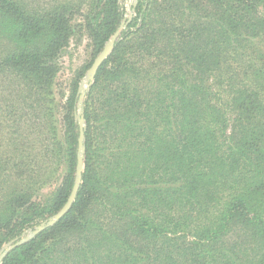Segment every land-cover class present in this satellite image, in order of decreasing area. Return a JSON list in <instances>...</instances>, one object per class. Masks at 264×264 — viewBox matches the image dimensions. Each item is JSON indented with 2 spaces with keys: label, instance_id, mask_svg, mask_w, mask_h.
<instances>
[{
  "label": "trees",
  "instance_id": "trees-1",
  "mask_svg": "<svg viewBox=\"0 0 264 264\" xmlns=\"http://www.w3.org/2000/svg\"><path fill=\"white\" fill-rule=\"evenodd\" d=\"M85 6L96 56L120 34L84 101L80 189L61 220L21 243L73 190L81 77L65 102L67 169L53 200L33 202L45 155L19 159L11 139L0 154V264H264V0H141L131 21L120 0H0L1 127L30 115L22 102L46 117Z\"/></svg>",
  "mask_w": 264,
  "mask_h": 264
},
{
  "label": "rangeland",
  "instance_id": "rangeland-1",
  "mask_svg": "<svg viewBox=\"0 0 264 264\" xmlns=\"http://www.w3.org/2000/svg\"><path fill=\"white\" fill-rule=\"evenodd\" d=\"M139 1L141 0H120L125 12V17L128 20L131 21L136 17V13L133 8ZM83 10V17L78 15L73 21L76 32L72 40L70 41V44L60 53L59 57L56 59L59 65V71L53 88L54 98L50 97L47 102L43 103V106L47 109L46 117L42 121L37 120V118L32 115V110H29L27 108L28 106L35 107V105H32L30 102H22V100H19L18 102H22L21 110L24 111L25 114L30 115L17 121L15 125H11L16 130L9 128V126L5 124L2 127L0 126V154L5 155L7 154V152H9V149L11 147L8 146V143L11 139L14 140L16 144L18 142L20 145V149H18L19 159L28 157L26 155H21V153L25 151L26 153L34 157L33 162L38 166L40 161V157L38 156V154L41 153L46 157V160L44 162L45 165L41 173H47L50 170V175L48 179L44 181L45 184L43 185V187L41 184L40 187L42 188L40 191H38V194L34 196L33 202L35 204L45 205L47 202H50L54 199L57 191L61 188V181L67 169L65 152L63 148L66 141L67 131L65 102L70 97L76 81L81 77L78 91L80 94H84V97L81 108L79 107L77 109L76 114V121L79 124L80 112L84 109L86 94L90 89L88 71L91 68L90 65L98 57V55H95L91 32L85 30L84 28V17L89 14V7L85 6ZM6 95L7 94H4L3 99ZM8 99L10 101L16 102L13 96L8 95ZM14 102L7 103L9 105L18 106V102L17 104H14ZM83 126L86 129L85 119ZM16 131H18V135L14 137V133ZM40 140H43V144L46 146H50L51 148L53 144L54 149L60 154L58 155V158H56L54 161H50L46 155V151L48 148L42 145L40 143ZM24 143H28L27 147L25 148L23 147ZM12 179L17 180L19 183H21L22 186L31 184L32 182V180H30V178L26 176H15ZM42 223L43 222H41L40 225ZM31 233L32 232H30V234Z\"/></svg>",
  "mask_w": 264,
  "mask_h": 264
},
{
  "label": "water",
  "instance_id": "water-1",
  "mask_svg": "<svg viewBox=\"0 0 264 264\" xmlns=\"http://www.w3.org/2000/svg\"><path fill=\"white\" fill-rule=\"evenodd\" d=\"M122 26L124 28L125 25L123 24ZM119 32L115 36H113L111 38V40L107 43V45L105 46L103 51L94 60L90 70L88 71V80H89L90 86L92 85V82L95 78V75H96L98 69L102 66L103 62L109 57L110 53L112 52L114 45H115V41L120 34ZM83 97H84V94L81 93L78 108L79 107L81 108V105L83 103ZM83 123H84V116H83V111H81L80 112V123H79L80 128H81V133H80L79 144H78L79 157H78V165H77V178H76L73 190H72V192L68 198L67 203L60 210V212H58L53 217L49 218L46 222H43L34 231H32V233L28 236V238L24 239L21 243L27 241L29 238H32L33 236L38 235L43 230L55 225L59 220H61L71 210V208H72V206L76 200V197H77V194H78V191L80 189L81 182H82V173H83V165H84V156L83 155H84V150H85ZM7 251L2 252L0 254V261L5 256Z\"/></svg>",
  "mask_w": 264,
  "mask_h": 264
}]
</instances>
